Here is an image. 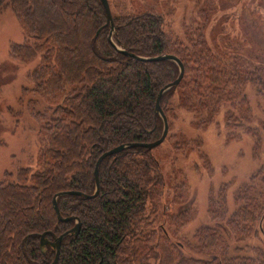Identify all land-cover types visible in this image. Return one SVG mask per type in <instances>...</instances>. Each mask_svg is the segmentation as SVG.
Returning <instances> with one entry per match:
<instances>
[{
	"label": "trees",
	"instance_id": "trees-1",
	"mask_svg": "<svg viewBox=\"0 0 264 264\" xmlns=\"http://www.w3.org/2000/svg\"><path fill=\"white\" fill-rule=\"evenodd\" d=\"M108 3L113 41L119 48L142 58L173 55L182 62L183 78L160 101L167 121V108L175 96L177 105L198 116H215L218 107L224 108L226 102L220 95L216 99V91H226L232 69H212V63H205L202 57L214 55L205 49L203 26L189 27L181 39L152 9L115 15ZM6 4L33 41L13 46L11 57L23 62L40 57L41 66L30 76L32 87L22 90L23 99L39 95L47 110H35L32 100L26 107L41 139L35 157L38 170L22 168L16 182H0V264H51L53 244L76 226L75 219L78 233L62 239L57 264H146L150 257L159 264H189L179 253L184 244L172 243L162 225L153 226L154 200L161 202L166 195L156 149L127 148L104 158L93 199L58 197L61 217L73 220L60 221L53 207L54 197L62 192L94 194V168L104 153L160 138L163 122L155 113L156 99L177 78L176 64L139 61L118 52L108 41L110 27L100 0H0V9ZM238 106L229 107L232 111ZM231 111H224L227 121ZM262 189L264 176L251 193H244L243 206L228 220L235 239L255 238L256 226L264 233V206L258 195ZM216 207L226 212L219 198ZM162 211L164 216V204ZM201 232L210 235L200 237L203 250L215 251L206 264H226L221 235L209 229ZM231 264H264V254Z\"/></svg>",
	"mask_w": 264,
	"mask_h": 264
},
{
	"label": "rangeland",
	"instance_id": "rangeland-1",
	"mask_svg": "<svg viewBox=\"0 0 264 264\" xmlns=\"http://www.w3.org/2000/svg\"><path fill=\"white\" fill-rule=\"evenodd\" d=\"M109 1L115 15L158 12L181 39L189 27L203 26L205 49L214 55L202 57L205 63H212V69H232L226 91H216V99L220 95L226 103L215 116H198L177 105L178 96L171 99L170 138L154 151L166 195L161 202L154 200L153 226L162 225L172 243L184 244L179 253L189 264H206L215 255L212 248L203 250L200 237L208 235L203 229L221 235L226 264L257 259L264 254V233L256 226L255 238L240 241L227 222L243 206L244 193H251L264 176V0ZM29 40L6 4L0 9V182H16L22 168L38 170L35 157L41 139L26 107L32 100L35 110L44 112L47 105L36 94L23 99L22 90L32 87L30 76L41 66L40 57L23 62L10 55L13 46L32 44ZM218 85L216 89H221ZM230 105L240 106L231 111ZM226 110L231 111V121ZM258 195L264 206V189ZM218 198L225 213L216 207ZM146 264L159 261L150 257Z\"/></svg>",
	"mask_w": 264,
	"mask_h": 264
},
{
	"label": "water",
	"instance_id": "water-1",
	"mask_svg": "<svg viewBox=\"0 0 264 264\" xmlns=\"http://www.w3.org/2000/svg\"><path fill=\"white\" fill-rule=\"evenodd\" d=\"M101 3H102V6H103V9H104V12H105V15H106V26H109L110 27V31H109V34H108V41L109 43L120 53L124 54V55H127L131 58H134L136 60H139V61H169V62H173L174 64H176V66L178 67L179 69V74L177 76V78L167 84L166 86H164L160 92L158 93V96H157V99H156V104H155V113L161 118L162 122H163V132H162V135L160 136V138L158 140H156L155 142L153 143H133V144H127V145H120L106 153H104L103 155L100 156V158L98 159V161L96 162V165H95V168H94V179H95V192L93 195H85V194H82V193H78V192H62L58 195H56L53 199V207H54V210H55V213L57 215V218L60 220V221H65V222H68V221H71L73 220L74 218H67V219H64L61 217L60 215V212L58 210V207H57V203H56V199L58 197H64V196H81L85 199H93L97 196L98 194V190H99V180H98V170H99V166L102 162V160L106 157H109V156H112V155H116L118 153H120L121 151L127 149V148H144L148 151H152L156 148H158L160 145H162L168 135V121H167V118L166 116L164 115L162 109H161V106H160V101H161V98L162 96L168 92L169 90H171L172 88H175L176 86H178V84L180 83L181 79L183 78V75H184V66L182 64V62L175 56L173 55H161V56H157V57H154V58H142V57H138L134 54H128L125 50L119 48L115 42L113 41V35H114V30H115V27H114V23H113V19H112V15H111V10H110V6H109V3H108V0H100ZM76 220V226L67 231L66 233H64L62 236H60L59 238L56 239L55 243L53 244V248L55 249V257H54V260L51 264H57L58 263V258H59V253H60V243L62 241V239L68 235H71L73 233H75L77 235L78 233V230H79V221L77 219ZM44 237H42V240H41V243H40V248L43 249V247L45 246L46 242L43 240Z\"/></svg>",
	"mask_w": 264,
	"mask_h": 264
}]
</instances>
